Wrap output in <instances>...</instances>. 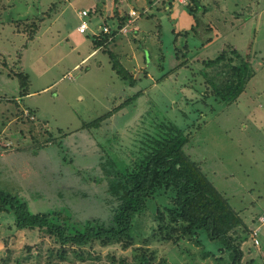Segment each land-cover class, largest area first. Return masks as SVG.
<instances>
[{"label":"rangeland","instance_id":"1","mask_svg":"<svg viewBox=\"0 0 264 264\" xmlns=\"http://www.w3.org/2000/svg\"><path fill=\"white\" fill-rule=\"evenodd\" d=\"M198 2L194 30L189 0H0V192L32 214L107 223L122 174L168 125L231 213L242 263L264 264L246 248L247 227L264 215V0ZM82 11L89 30L80 33ZM98 23L116 32L112 41L92 39ZM242 62L245 89L220 102L215 93ZM174 199L154 189L129 240L84 247L19 231L0 212V264H231L224 243L183 231Z\"/></svg>","mask_w":264,"mask_h":264},{"label":"trees","instance_id":"2","mask_svg":"<svg viewBox=\"0 0 264 264\" xmlns=\"http://www.w3.org/2000/svg\"><path fill=\"white\" fill-rule=\"evenodd\" d=\"M189 1L192 9L186 7V11L195 19L196 25L193 28L195 30L200 22L199 16L203 12V7L198 0ZM115 33L112 31L110 34L101 33L91 37L94 39L101 36V39H106L103 41L105 43L112 41ZM246 67L245 62H242L231 69L230 78L233 81L228 80L223 86L224 94L215 93L220 102L229 105L237 101L245 89ZM115 71L122 79H127L123 68ZM163 130L161 134L158 131V135L150 140L146 153L138 158L134 168L122 174L123 194L119 196L120 203L107 223L98 220L71 223L59 219L53 212L32 214L25 204L1 192L0 212L13 214L15 229L45 231L52 235L60 246L84 247L92 241L120 242L131 238L134 217L145 209V200L153 190L160 187L171 188L175 191V199L174 210L170 213L184 224L183 231L186 234L197 230L205 232L210 241H220L231 250L233 254L231 264H243V252L229 235L233 227L231 213L225 210L199 166L185 154L183 148L187 144V139L184 133L168 125ZM256 219L257 217L247 227V239L251 238ZM260 235L258 246L251 243L254 249H260ZM245 239L246 236L241 238L239 244Z\"/></svg>","mask_w":264,"mask_h":264},{"label":"built area","instance_id":"3","mask_svg":"<svg viewBox=\"0 0 264 264\" xmlns=\"http://www.w3.org/2000/svg\"><path fill=\"white\" fill-rule=\"evenodd\" d=\"M128 16L131 17L132 19L138 17L136 11H134V10L130 11L128 13ZM87 17H88L87 12L82 11V12L79 13L78 18H79L80 24H79V27L77 29L79 32H85V31L89 30V27H86V25H88V23L84 22L85 21L84 18H87ZM97 31H98V33L94 32V30H92L91 34L94 35V36H97V35H99L101 33H103V34L112 33V31L108 27H106L104 25L97 26ZM263 226H264V216H258L257 220H256V225L254 226V228L252 229L251 234H250L251 240H252V243H253L254 246H258L259 245L258 237H259L260 233L262 232Z\"/></svg>","mask_w":264,"mask_h":264},{"label":"crops","instance_id":"4","mask_svg":"<svg viewBox=\"0 0 264 264\" xmlns=\"http://www.w3.org/2000/svg\"><path fill=\"white\" fill-rule=\"evenodd\" d=\"M198 1H199V0H198ZM134 11H135V10H134ZM184 12H185V11H182V14H181V13H179V14H180V15H183V17H185V16H184V15H185ZM88 16H89V14H88ZM77 17H78V13H77ZM92 18H93V17H92ZM87 19H88V17H87ZM94 19H95V18H93V19H92V22H91L93 25H94V23H96V21L93 22ZM144 25H145V24H141L142 27H143ZM95 26L97 27V26H101V25H100V23H98L97 25L95 24ZM77 31H78V30H77ZM67 33H68V32H67ZM80 33H82V32H80ZM91 35H92V34H91ZM68 36H69V33H68ZM66 38H67V37H66ZM66 38H65V39H66ZM62 39H64V38H62ZM65 39H64V40H65ZM66 40H68V39H66ZM87 41H88L89 44H91V41H90V40H87ZM99 46H101V45H99ZM90 49H91V48H90ZM93 51H94V50L91 49L90 52H89L88 54L93 53ZM86 56H87V55H86ZM81 60H84V59H81ZM100 71H101V70H100ZM28 94L31 96V94H33V93H28ZM29 95H27V96H29ZM27 96H26L25 98H27ZM263 208H264V207H263ZM257 216H264V215L262 214V215H257ZM263 231H264V228H263V230H262V232H261V236H262ZM260 239H261V242H260L261 244H260L259 252H260V253H262V252L264 253V251H263L264 248H262V247L264 246V239H263V237H260ZM245 245H246V244H245ZM246 248H247L248 251H249V249H254V247H253L251 244H250L249 246H246ZM261 249H263V250L261 251ZM259 252H258V253H259ZM257 263H258V262H255V261H254V264H257Z\"/></svg>","mask_w":264,"mask_h":264}]
</instances>
